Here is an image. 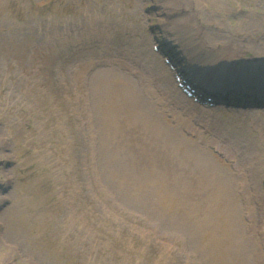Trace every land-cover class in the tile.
<instances>
[{
    "label": "rangeland",
    "instance_id": "1",
    "mask_svg": "<svg viewBox=\"0 0 264 264\" xmlns=\"http://www.w3.org/2000/svg\"><path fill=\"white\" fill-rule=\"evenodd\" d=\"M156 46L264 66V0H0V264H264V99L198 106Z\"/></svg>",
    "mask_w": 264,
    "mask_h": 264
},
{
    "label": "bare ground",
    "instance_id": "2",
    "mask_svg": "<svg viewBox=\"0 0 264 264\" xmlns=\"http://www.w3.org/2000/svg\"><path fill=\"white\" fill-rule=\"evenodd\" d=\"M147 148V147H146ZM149 151H150V148H147ZM156 152V151H155ZM157 153V152H156ZM155 177H146V176H143L142 178H140L139 180H137V183H143L144 185H151V184H154L156 182V180L154 181ZM147 182H150V183H147ZM169 187L168 184L165 185V187ZM217 245L218 249H217V252H218V261L214 262V264H223L225 261L224 260V257H225V253H226V244L223 240H218L217 243H214L212 240H210V244L209 246H215ZM221 257H222V260H221Z\"/></svg>",
    "mask_w": 264,
    "mask_h": 264
},
{
    "label": "water",
    "instance_id": "3",
    "mask_svg": "<svg viewBox=\"0 0 264 264\" xmlns=\"http://www.w3.org/2000/svg\"><path fill=\"white\" fill-rule=\"evenodd\" d=\"M236 69L237 68H232L233 71H236ZM239 69H240L239 71H246V72H243V74L245 76L244 78L251 77L252 73L249 72V69H246V68H243V67H239ZM239 79H242V78L239 77Z\"/></svg>",
    "mask_w": 264,
    "mask_h": 264
}]
</instances>
